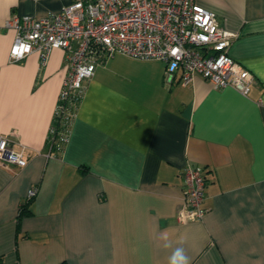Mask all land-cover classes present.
I'll use <instances>...</instances> for the list:
<instances>
[{
  "label": "crops",
  "instance_id": "1",
  "mask_svg": "<svg viewBox=\"0 0 264 264\" xmlns=\"http://www.w3.org/2000/svg\"><path fill=\"white\" fill-rule=\"evenodd\" d=\"M68 2L0 0V134L26 145L29 160L0 166L3 264H169L177 248L190 264H264V0H196L237 33L231 54L255 76L248 96L201 76L169 82L165 62L115 53L85 82L55 157L65 52L45 65L37 52L14 61L6 23ZM188 165L205 170L207 211L182 222Z\"/></svg>",
  "mask_w": 264,
  "mask_h": 264
},
{
  "label": "built area",
  "instance_id": "2",
  "mask_svg": "<svg viewBox=\"0 0 264 264\" xmlns=\"http://www.w3.org/2000/svg\"><path fill=\"white\" fill-rule=\"evenodd\" d=\"M6 26L16 31L14 61L37 52L45 65L54 49L65 52L68 72L50 129V155L55 157L69 141L85 82L115 53L163 61L167 81L180 74L184 86L201 76L217 89L233 87L248 96L255 81L231 54L237 33L221 27L217 16L196 0H69L60 11L40 19L13 14ZM26 150L13 135L0 134V166L26 167ZM183 175L185 204L178 218L200 221L207 211L205 170L188 165ZM36 192L33 187L29 199Z\"/></svg>",
  "mask_w": 264,
  "mask_h": 264
},
{
  "label": "clouds",
  "instance_id": "3",
  "mask_svg": "<svg viewBox=\"0 0 264 264\" xmlns=\"http://www.w3.org/2000/svg\"><path fill=\"white\" fill-rule=\"evenodd\" d=\"M169 245L166 243L165 247ZM169 264H190L189 258L184 254L182 248H177L170 258Z\"/></svg>",
  "mask_w": 264,
  "mask_h": 264
},
{
  "label": "trees",
  "instance_id": "4",
  "mask_svg": "<svg viewBox=\"0 0 264 264\" xmlns=\"http://www.w3.org/2000/svg\"><path fill=\"white\" fill-rule=\"evenodd\" d=\"M33 198L28 199L27 203L22 205L21 208V213H20V217H22L23 215H28L29 213H31V209H30V204L32 202ZM0 264H3V259L0 257ZM61 264H65V263H61Z\"/></svg>",
  "mask_w": 264,
  "mask_h": 264
}]
</instances>
